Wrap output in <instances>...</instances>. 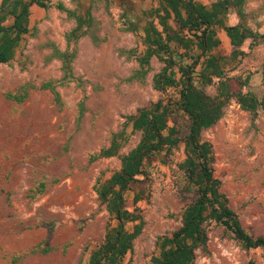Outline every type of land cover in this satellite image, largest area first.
Returning a JSON list of instances; mask_svg holds the SVG:
<instances>
[{
	"label": "rangeland",
	"instance_id": "rangeland-1",
	"mask_svg": "<svg viewBox=\"0 0 264 264\" xmlns=\"http://www.w3.org/2000/svg\"><path fill=\"white\" fill-rule=\"evenodd\" d=\"M209 7L215 0H196ZM61 2L77 16L89 12L92 25L75 44L67 47L65 35L76 21L55 7L32 6L29 33L23 37L14 58L0 65V264H78L103 239L109 214L94 188L120 169L118 157L89 161L91 155L108 147L111 135L123 128L125 118L148 107L161 95L152 88V77L162 63L152 57L144 76L136 59L144 51L143 12L155 6L150 0H79ZM248 24L264 33V0H246ZM238 22L234 11L226 25ZM10 23V19L7 20ZM222 52L232 48L221 30ZM54 49L74 51L71 72L76 80H64L62 64ZM230 64L229 76L244 79L245 86L231 82V90L264 97V44L249 48ZM128 50L135 54L129 55ZM178 76V75H177ZM176 76V77H177ZM51 83L60 103L48 89ZM21 102L7 95L23 96ZM205 93L213 96L215 86ZM168 94L175 96L173 90ZM80 103L84 112L79 116ZM182 116V115H181ZM184 125L185 119L179 117ZM119 150L123 155L139 142L140 133L130 134ZM185 133V132H184ZM211 144L213 176L221 183L228 206L237 214L242 228L252 236L264 237V112L255 118L231 101L215 125L201 133ZM181 145L170 155L156 154L146 165L141 182L124 194L125 207H136L143 218L141 234L123 264H150L159 236L180 226L181 215L194 199L186 189L178 164L184 160ZM43 185V188H41ZM140 194L134 206L132 199ZM128 223L126 228L132 229ZM207 251H197L194 264H264L261 250H244L222 227L207 226ZM48 249L47 252L41 250Z\"/></svg>",
	"mask_w": 264,
	"mask_h": 264
},
{
	"label": "trees",
	"instance_id": "trees-1",
	"mask_svg": "<svg viewBox=\"0 0 264 264\" xmlns=\"http://www.w3.org/2000/svg\"><path fill=\"white\" fill-rule=\"evenodd\" d=\"M154 7L143 12V53L136 57L144 76L149 62L156 57L162 67L152 77V88L161 97L148 107L139 108L134 115L125 118L123 128L111 135L108 147L91 155L90 162L101 158L118 157L120 169L107 179L97 181L94 188L99 201L105 205L110 221L105 227L102 242L89 252L87 260L78 264H123L126 255L132 252L134 240L141 234L144 221L140 211L125 207L124 194L133 184L141 182L146 165L156 154L170 155L181 145L184 160L178 164L186 189L194 192V199L183 209L180 226L170 233L159 236L150 264H194L196 252L207 251V226L214 222L228 232L244 250L259 249L264 256V237L252 236L241 226L237 214L228 206L226 196L221 192V183L213 176L214 157L211 144L204 141L201 133L216 124L223 116V109L234 101L241 110L253 118L264 112V97L259 99L250 92L231 90V82L247 85L250 76L244 79L229 76L226 68L245 55L241 49L245 42L249 48L264 44V33L252 29L245 11L246 0H215L209 7L196 0H150ZM47 9L55 7L76 21L65 39L67 47L75 44L92 25L89 12L77 16L61 2L53 5L50 0H0V65L8 64L15 56L23 37L29 33L30 8ZM234 11L238 22L227 26L226 18ZM10 23L7 24V20ZM221 30L232 48L229 55L222 52L218 38ZM135 54L134 50L126 51ZM53 56L61 61L64 80H76L71 72L74 51L60 52L54 49ZM178 75V76H177ZM177 76V77H176ZM261 76L264 79V64ZM208 86H215L213 96L205 93ZM48 89L60 103V97L51 83L41 86ZM7 95L21 102L25 97ZM173 90L175 96L168 94ZM84 112L80 103L79 116ZM182 115V116H181ZM185 119V130L179 122ZM131 132L140 133L138 144L128 153L120 155L119 150L127 143V126ZM43 188V185H41ZM141 200L136 193L134 206ZM133 224L128 230L126 225ZM47 252L48 249L41 250ZM248 264H253L250 260Z\"/></svg>",
	"mask_w": 264,
	"mask_h": 264
},
{
	"label": "water",
	"instance_id": "water-1",
	"mask_svg": "<svg viewBox=\"0 0 264 264\" xmlns=\"http://www.w3.org/2000/svg\"><path fill=\"white\" fill-rule=\"evenodd\" d=\"M79 2L82 6H86L89 4L90 0H79Z\"/></svg>",
	"mask_w": 264,
	"mask_h": 264
}]
</instances>
